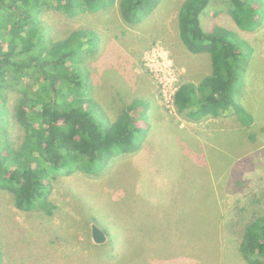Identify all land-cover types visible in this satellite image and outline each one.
Wrapping results in <instances>:
<instances>
[{
  "label": "rangeland",
  "instance_id": "1",
  "mask_svg": "<svg viewBox=\"0 0 264 264\" xmlns=\"http://www.w3.org/2000/svg\"><path fill=\"white\" fill-rule=\"evenodd\" d=\"M183 1L161 0L139 22L123 18L120 0L73 16L53 6L41 12L47 46L76 30L96 36L82 57L89 96L107 123L143 99L147 133L137 151L113 158L99 173L52 176L49 209H19L1 188L2 264H184V257L248 264L240 242L247 224L264 215V24L240 30L230 0H212L200 14L206 30L223 25L252 49L239 101L254 121L243 125L232 113L193 120L176 110L172 95L183 83L199 84L211 66L209 53H192L180 40ZM43 84L26 76L5 93L0 129L12 148L24 137L15 108ZM95 224L107 234L103 243L93 238Z\"/></svg>",
  "mask_w": 264,
  "mask_h": 264
},
{
  "label": "trees",
  "instance_id": "2",
  "mask_svg": "<svg viewBox=\"0 0 264 264\" xmlns=\"http://www.w3.org/2000/svg\"><path fill=\"white\" fill-rule=\"evenodd\" d=\"M160 1L120 0L119 6L126 21L139 22ZM211 1L184 0L180 5V40L192 53H209L211 71L199 84L187 82L177 87L173 105L193 120L232 113L249 126L254 116L239 97L245 93L252 49L223 25L212 30L202 26L200 14ZM115 2L0 0V124L7 112L5 93L12 82L37 76L44 83L15 108L17 121L24 127L19 147L7 145L0 129V189L13 193L19 209L51 208L52 176L76 171L99 173L113 158L137 151L146 136L142 121L148 113L143 99H135L117 120L107 123L89 96V75L83 69L82 57L85 43L95 42L94 34L76 30L49 46L43 41L39 16L46 6L73 16L109 8ZM230 2L229 13L240 30L254 31L264 24L262 0ZM239 250L248 264H264V215L247 224Z\"/></svg>",
  "mask_w": 264,
  "mask_h": 264
},
{
  "label": "water",
  "instance_id": "3",
  "mask_svg": "<svg viewBox=\"0 0 264 264\" xmlns=\"http://www.w3.org/2000/svg\"><path fill=\"white\" fill-rule=\"evenodd\" d=\"M93 238L98 243H103L107 239V234L105 231L98 225H93Z\"/></svg>",
  "mask_w": 264,
  "mask_h": 264
},
{
  "label": "crops",
  "instance_id": "4",
  "mask_svg": "<svg viewBox=\"0 0 264 264\" xmlns=\"http://www.w3.org/2000/svg\"><path fill=\"white\" fill-rule=\"evenodd\" d=\"M195 229H191V232L190 233H194L195 231H194ZM151 233H153V231L151 232ZM164 245V244H163ZM163 245L161 246V247H163ZM166 246V245H165ZM167 258H168V256H167ZM172 258V257H171ZM170 260V259H169ZM173 260V259H172ZM182 261H184V264H194V262L191 260V259H189V257H184L183 259H182ZM175 264L176 263V260H173V261H166V264ZM206 264H208V263H206Z\"/></svg>",
  "mask_w": 264,
  "mask_h": 264
},
{
  "label": "built area",
  "instance_id": "5",
  "mask_svg": "<svg viewBox=\"0 0 264 264\" xmlns=\"http://www.w3.org/2000/svg\"><path fill=\"white\" fill-rule=\"evenodd\" d=\"M171 101H172V104H173V95H172V100H171ZM173 106H174V105H173Z\"/></svg>",
  "mask_w": 264,
  "mask_h": 264
}]
</instances>
